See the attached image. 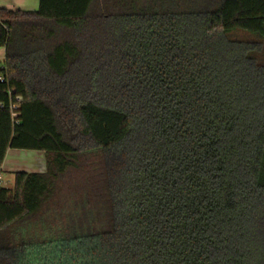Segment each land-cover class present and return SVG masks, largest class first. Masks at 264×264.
<instances>
[{
    "label": "trees",
    "instance_id": "obj_1",
    "mask_svg": "<svg viewBox=\"0 0 264 264\" xmlns=\"http://www.w3.org/2000/svg\"><path fill=\"white\" fill-rule=\"evenodd\" d=\"M0 47V170L46 158L0 264H264V0H40Z\"/></svg>",
    "mask_w": 264,
    "mask_h": 264
},
{
    "label": "crops",
    "instance_id": "obj_2",
    "mask_svg": "<svg viewBox=\"0 0 264 264\" xmlns=\"http://www.w3.org/2000/svg\"><path fill=\"white\" fill-rule=\"evenodd\" d=\"M40 0H0V8L10 10H38ZM5 58V48L0 47V60ZM46 170L45 153L35 150L9 149L3 162L0 174L7 182H13L17 171L44 172Z\"/></svg>",
    "mask_w": 264,
    "mask_h": 264
},
{
    "label": "built area",
    "instance_id": "obj_3",
    "mask_svg": "<svg viewBox=\"0 0 264 264\" xmlns=\"http://www.w3.org/2000/svg\"><path fill=\"white\" fill-rule=\"evenodd\" d=\"M4 63L0 60V67H3ZM1 81H4V78H1ZM4 176L0 174V185L5 184Z\"/></svg>",
    "mask_w": 264,
    "mask_h": 264
},
{
    "label": "rangeland",
    "instance_id": "obj_4",
    "mask_svg": "<svg viewBox=\"0 0 264 264\" xmlns=\"http://www.w3.org/2000/svg\"><path fill=\"white\" fill-rule=\"evenodd\" d=\"M6 181V180H5ZM5 184H7V185H12V182L10 183V182H5ZM66 192V190H65V187L64 186H62V191L60 192V196H61V194H63V193H65Z\"/></svg>",
    "mask_w": 264,
    "mask_h": 264
}]
</instances>
